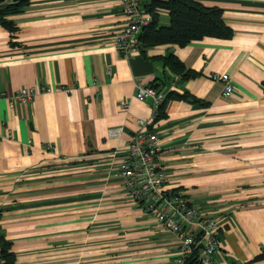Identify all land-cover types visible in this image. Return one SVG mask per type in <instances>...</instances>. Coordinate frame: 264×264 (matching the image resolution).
<instances>
[{"label": "crops", "instance_id": "crops-1", "mask_svg": "<svg viewBox=\"0 0 264 264\" xmlns=\"http://www.w3.org/2000/svg\"><path fill=\"white\" fill-rule=\"evenodd\" d=\"M196 1L221 11L229 39L123 57L113 46L124 24L118 0H30L6 17L15 31L0 27V232L14 264L176 257L171 236L125 195L116 172L137 120L161 147L163 191L188 197L217 224L213 264H264L256 259L264 255V0ZM167 55L195 77L171 81ZM212 73L228 75L229 96ZM138 84L194 101L168 100L153 120L150 100L134 98ZM28 87L46 91L10 107L4 95Z\"/></svg>", "mask_w": 264, "mask_h": 264}, {"label": "built area", "instance_id": "built-area-1", "mask_svg": "<svg viewBox=\"0 0 264 264\" xmlns=\"http://www.w3.org/2000/svg\"><path fill=\"white\" fill-rule=\"evenodd\" d=\"M118 1L124 24L113 35V46L121 56L127 57L140 48L138 36L150 22V16L141 7V0ZM176 79L178 76H171V81ZM209 79L220 84V97L229 96L232 86L227 74L212 73ZM44 91L43 87L20 88L4 96L12 107L15 103H27L34 94ZM168 91V87L154 89L138 84L134 98L138 101L149 99L155 114ZM120 106H124V103H120ZM109 135L115 136L118 132L109 131ZM160 153L161 147L155 133L146 129V121L137 120L136 129L126 142L122 160L116 168L122 189L146 216L157 222L173 239L177 255L169 264H181L192 248L199 249L200 264H213L218 249L219 228L214 220L200 217L188 197L163 191L167 177L158 163Z\"/></svg>", "mask_w": 264, "mask_h": 264}, {"label": "trees", "instance_id": "trees-1", "mask_svg": "<svg viewBox=\"0 0 264 264\" xmlns=\"http://www.w3.org/2000/svg\"><path fill=\"white\" fill-rule=\"evenodd\" d=\"M30 0H8L0 6V27L8 33H13V23L6 19L11 15L21 13L29 4ZM144 12L150 16V22L144 26L138 36L140 52L144 49L158 45H175L182 47L190 42L199 41L204 38L229 39L231 30L222 22L221 11L216 7H205L196 0H142L140 3ZM165 14L166 25H159V14ZM162 66L168 69L179 79L187 80L195 77L191 71L184 67L172 56L162 58ZM154 89L159 87L149 85ZM264 94V81L261 82ZM192 100L185 92L177 94L172 91L166 92L164 99L157 106L153 120L162 117L163 106L168 100ZM264 258V255L256 259ZM15 255L11 251V243L6 240L0 232V264H14ZM181 264H200L199 249L192 248L182 259Z\"/></svg>", "mask_w": 264, "mask_h": 264}]
</instances>
